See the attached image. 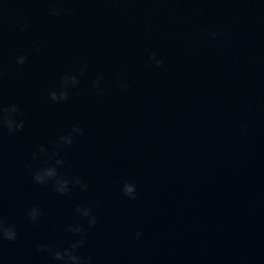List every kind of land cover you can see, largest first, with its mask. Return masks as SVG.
Masks as SVG:
<instances>
[{
    "label": "water",
    "instance_id": "water-1",
    "mask_svg": "<svg viewBox=\"0 0 264 264\" xmlns=\"http://www.w3.org/2000/svg\"><path fill=\"white\" fill-rule=\"evenodd\" d=\"M0 73V264H264V0H0Z\"/></svg>",
    "mask_w": 264,
    "mask_h": 264
},
{
    "label": "clouds",
    "instance_id": "clouds-1",
    "mask_svg": "<svg viewBox=\"0 0 264 264\" xmlns=\"http://www.w3.org/2000/svg\"><path fill=\"white\" fill-rule=\"evenodd\" d=\"M66 11V10H64ZM50 15H58L59 12L55 9H49ZM212 38H215L216 33H211L210 34ZM149 61L154 63L157 68L161 67L162 61L157 59L155 55H149L148 57ZM17 63L20 65H23L25 63V57L20 56L17 58ZM81 72H83V69H81ZM2 75V73H0ZM77 84V80L75 77H68L65 76L61 79L60 82V91H51L49 92V99L52 102H63L64 100L67 99V88L68 85L75 86ZM98 85V81L94 83V87ZM122 88L125 86H121ZM18 111L16 106H11L7 109L0 110V126H3L9 130V132H12L13 129L19 131L20 129L23 128V121H20L17 123L15 120L11 118L13 114H15ZM72 133L75 135L80 134V129L79 127H74L72 129ZM60 142L65 144V145H70L72 144V134H69L68 136H63L60 137ZM41 153H44V149H40ZM55 155V153L53 154ZM33 158H35V153L33 154ZM63 162L61 160H56L55 165H61ZM33 181L36 184H46L49 181L53 182V186L56 192L60 194H64L68 191V180L64 179L63 177H58L56 173V168L55 166H50V167H45L39 170L33 177ZM75 184H80V181L77 179L74 181ZM86 187V185H82L81 188L82 190ZM123 195L127 197L130 200H135L136 195H135V186L129 183H125L122 186L121 189ZM77 213L81 217L88 218V225L89 227H92L96 223V218L92 215H90L91 210L89 208H77L76 209ZM40 215L39 209L38 208H33L29 212V219L32 222H36L38 217ZM65 231L72 232L75 235H81L82 234V229L81 227L77 226L75 228H72L71 226L67 228ZM136 237H140V233H136ZM16 239V231L13 227L7 226L3 220H0V241H15ZM83 240L81 239L80 241L73 243L69 248L65 249L63 253L56 251L53 253V259L56 261H62L63 264H84L82 259L75 254V250L82 246ZM37 251H51L49 248H38Z\"/></svg>",
    "mask_w": 264,
    "mask_h": 264
}]
</instances>
